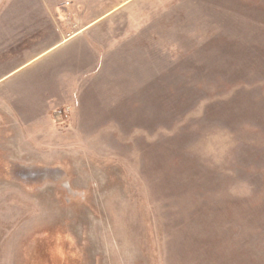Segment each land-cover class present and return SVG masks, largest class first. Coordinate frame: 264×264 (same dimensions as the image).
<instances>
[{
  "label": "rangeland",
  "instance_id": "1",
  "mask_svg": "<svg viewBox=\"0 0 264 264\" xmlns=\"http://www.w3.org/2000/svg\"><path fill=\"white\" fill-rule=\"evenodd\" d=\"M0 264H264V0H0Z\"/></svg>",
  "mask_w": 264,
  "mask_h": 264
},
{
  "label": "crops",
  "instance_id": "2",
  "mask_svg": "<svg viewBox=\"0 0 264 264\" xmlns=\"http://www.w3.org/2000/svg\"><path fill=\"white\" fill-rule=\"evenodd\" d=\"M102 17H103V16H102ZM90 27H91V25H90V23H89V24H88V28H90ZM62 42H63V41H62ZM62 42H61V43H62ZM59 44H60V43H59Z\"/></svg>",
  "mask_w": 264,
  "mask_h": 264
}]
</instances>
